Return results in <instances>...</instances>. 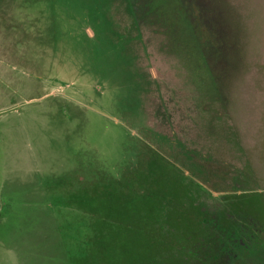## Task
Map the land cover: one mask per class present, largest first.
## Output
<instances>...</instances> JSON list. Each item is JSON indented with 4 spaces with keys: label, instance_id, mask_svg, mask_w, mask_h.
Instances as JSON below:
<instances>
[{
    "label": "rangeland",
    "instance_id": "374dc122",
    "mask_svg": "<svg viewBox=\"0 0 264 264\" xmlns=\"http://www.w3.org/2000/svg\"><path fill=\"white\" fill-rule=\"evenodd\" d=\"M154 154L177 254L150 264L205 255L191 204L262 227L264 0H0V264H69L89 218L69 192Z\"/></svg>",
    "mask_w": 264,
    "mask_h": 264
},
{
    "label": "trees",
    "instance_id": "16d2710c",
    "mask_svg": "<svg viewBox=\"0 0 264 264\" xmlns=\"http://www.w3.org/2000/svg\"><path fill=\"white\" fill-rule=\"evenodd\" d=\"M163 164L162 157L154 154L129 178L101 188L96 185L88 191L69 192L64 207L89 215L87 246L82 253L64 252L69 264H150L168 237L174 244L167 247L177 254V224L174 231L164 230L168 221L177 223V197L170 187L162 185ZM196 260L197 264H207L206 254Z\"/></svg>",
    "mask_w": 264,
    "mask_h": 264
},
{
    "label": "flooded vegetation",
    "instance_id": "af4514ba",
    "mask_svg": "<svg viewBox=\"0 0 264 264\" xmlns=\"http://www.w3.org/2000/svg\"><path fill=\"white\" fill-rule=\"evenodd\" d=\"M239 209L241 212L244 210L239 207L233 210L225 204L211 213L194 204L184 208L207 232L208 244L203 253L207 256V264H250L252 260L264 264V246L261 245L264 243V224L260 227L249 217L237 219L239 214L236 211ZM212 234H216L220 244L212 241ZM195 256L197 258L198 255ZM251 256L255 259H249ZM196 258L191 260L192 264H197Z\"/></svg>",
    "mask_w": 264,
    "mask_h": 264
}]
</instances>
